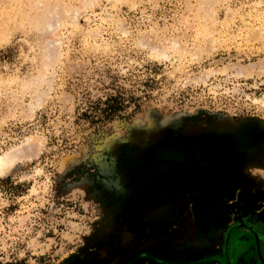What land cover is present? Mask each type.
<instances>
[{
	"label": "rangeland",
	"instance_id": "rangeland-1",
	"mask_svg": "<svg viewBox=\"0 0 264 264\" xmlns=\"http://www.w3.org/2000/svg\"><path fill=\"white\" fill-rule=\"evenodd\" d=\"M0 158V264L260 256L264 0H0Z\"/></svg>",
	"mask_w": 264,
	"mask_h": 264
},
{
	"label": "crops",
	"instance_id": "crops-1",
	"mask_svg": "<svg viewBox=\"0 0 264 264\" xmlns=\"http://www.w3.org/2000/svg\"><path fill=\"white\" fill-rule=\"evenodd\" d=\"M188 194H184L185 198L187 197ZM188 201H185L184 204L180 203L181 207H179V209L176 208H172L173 213H176V211H180L181 209H183V206L186 205ZM176 203V201L174 202ZM178 205V204H177ZM176 205H174L175 207ZM178 208V207H177ZM156 217V215H155ZM180 224H182L180 226L181 230H187L186 232H190L192 230V228L194 227V224H192L190 221L188 222H179ZM214 231L216 232V234H218V230H216V228L214 229ZM251 236V235H250ZM235 238V237H234ZM231 237H228L227 239L223 238V242H224V252L221 255H216L217 259H215L213 257V254H210L208 252V254H204L203 257L201 258L200 261H193V263L191 264H257L258 262H260L259 258L264 261V243L261 244L260 246V256H258L255 253H252L251 251H248L245 254H241L240 252L237 251V248H240L241 244L237 241V242H233V239ZM185 239L187 240L185 242V245H189L192 244V241H189L187 237H185ZM251 239V237H250ZM203 241L206 240L205 238L202 239ZM227 240V241H226ZM208 241H210V239H208ZM213 242H210V244H212ZM253 243L254 245H256L255 240L253 239ZM154 244V243H152ZM225 244H227V248L225 247ZM250 242H248V246H249ZM242 247L245 248L246 245L242 244ZM188 250V247H187ZM154 253V252H152ZM177 253V252H176ZM185 258H175V256L173 257L175 264H182V259L188 260V258L186 256H184ZM217 261V262H216ZM261 263V262H260ZM186 264V263H185Z\"/></svg>",
	"mask_w": 264,
	"mask_h": 264
},
{
	"label": "trees",
	"instance_id": "trees-1",
	"mask_svg": "<svg viewBox=\"0 0 264 264\" xmlns=\"http://www.w3.org/2000/svg\"><path fill=\"white\" fill-rule=\"evenodd\" d=\"M133 98H127L125 94L116 92L108 95L104 100H97L90 103L87 109L81 114V117L86 120L92 127L104 126L105 123L112 122L116 119H123V114L128 109V104L132 103ZM135 110L139 109L138 104H135ZM77 169L70 172L67 177L70 178Z\"/></svg>",
	"mask_w": 264,
	"mask_h": 264
},
{
	"label": "bare ground",
	"instance_id": "bare-ground-1",
	"mask_svg": "<svg viewBox=\"0 0 264 264\" xmlns=\"http://www.w3.org/2000/svg\"><path fill=\"white\" fill-rule=\"evenodd\" d=\"M2 163H3V161H2V159L0 158V172L2 171ZM8 166V165H7Z\"/></svg>",
	"mask_w": 264,
	"mask_h": 264
},
{
	"label": "flooded vegetation",
	"instance_id": "flooded-vegetation-1",
	"mask_svg": "<svg viewBox=\"0 0 264 264\" xmlns=\"http://www.w3.org/2000/svg\"><path fill=\"white\" fill-rule=\"evenodd\" d=\"M203 164V163H202ZM147 258V257H146ZM149 259H152V260H154V257H152V256H149Z\"/></svg>",
	"mask_w": 264,
	"mask_h": 264
},
{
	"label": "water",
	"instance_id": "water-1",
	"mask_svg": "<svg viewBox=\"0 0 264 264\" xmlns=\"http://www.w3.org/2000/svg\"><path fill=\"white\" fill-rule=\"evenodd\" d=\"M262 261V260H261ZM264 263V261H262Z\"/></svg>",
	"mask_w": 264,
	"mask_h": 264
}]
</instances>
